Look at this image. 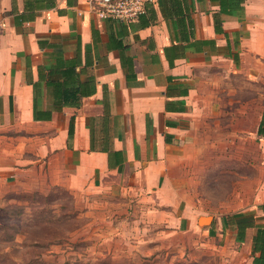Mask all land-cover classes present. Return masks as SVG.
<instances>
[{"label": "crops", "instance_id": "crops-1", "mask_svg": "<svg viewBox=\"0 0 264 264\" xmlns=\"http://www.w3.org/2000/svg\"><path fill=\"white\" fill-rule=\"evenodd\" d=\"M241 5L229 11L217 0H188L185 40L157 0L147 4L144 19L130 22L100 17L98 0H54L21 21L24 0H0V174L44 173L48 185L100 193L97 235L129 234L122 228L141 223L199 225L208 216L191 208L201 200L200 187H224L226 180L225 165L214 166L213 157L226 152L233 136L248 138V79L264 86V0ZM216 18L222 31H215ZM203 40L209 43L199 46ZM187 42L197 48H173ZM62 62L73 64L78 82L93 81L94 90L55 111L51 86L60 76L50 77ZM261 113L253 116L255 133ZM257 135L261 145L264 135ZM261 204L251 218L264 225ZM215 226L204 231L230 226L235 236L226 219ZM253 232L246 228L237 242V264H252Z\"/></svg>", "mask_w": 264, "mask_h": 264}, {"label": "rangeland", "instance_id": "rangeland-1", "mask_svg": "<svg viewBox=\"0 0 264 264\" xmlns=\"http://www.w3.org/2000/svg\"><path fill=\"white\" fill-rule=\"evenodd\" d=\"M259 87V88H258ZM264 86L248 79L243 93L249 102L248 138L233 136L223 155L213 157L214 166L223 163L224 187H200L197 215L210 221L196 227L182 220L180 228L169 224L141 223L122 228L124 235H97L102 220L100 193L74 194L66 187L46 184L44 173L21 178L0 174V264H237L240 242L232 229L213 228L223 216L243 214L251 218L264 202V140L253 130L254 113L264 115ZM242 94V93H241ZM262 108L255 107V98ZM261 115V116H262ZM239 146L241 155L238 154ZM229 152L228 154H226ZM5 179V181H4ZM251 207V208H250ZM105 210V209H104ZM138 232V234H137ZM234 232V231H233ZM218 233V234H217ZM235 234V233H234ZM239 252V253H238Z\"/></svg>", "mask_w": 264, "mask_h": 264}, {"label": "trees", "instance_id": "trees-1", "mask_svg": "<svg viewBox=\"0 0 264 264\" xmlns=\"http://www.w3.org/2000/svg\"><path fill=\"white\" fill-rule=\"evenodd\" d=\"M220 6V9L229 11L238 9L241 10L242 5L241 3L243 0H217ZM186 3H188V0H157L158 8L165 20H167L169 17L173 18V16L176 17L177 21L179 22L180 26V32L183 34V37L185 40H188V35H191V29L189 27L190 24V18H189V12L188 8H185ZM54 4V0H24V10L18 15V18H20L21 21L31 20L34 18L35 11L34 9L40 8V7H47L50 8ZM151 4V3H149ZM179 4H182V8L184 10L178 11L176 10V6ZM176 5V6H175ZM151 9V8H150ZM187 9V10H186ZM145 12L137 18L138 20L144 19ZM185 16L186 20L185 21ZM146 24H148L151 21V18L146 19ZM215 31L219 32L222 31L221 27L219 26L221 23L218 18L215 19ZM208 41H200L199 46L208 44ZM196 46L195 43L187 42L184 45H174L173 48L179 47L182 52L187 47L190 46ZM197 48V46H196ZM171 47L164 48L165 55L167 56L169 53V50ZM201 48H198V50ZM169 64L171 65L173 63L172 59H167ZM64 62L58 63L55 68H52L53 72L51 75V79H58V76H60V81L54 82L51 86L52 88V96L54 98L53 102V108L52 110L60 111L62 109V106H65L67 104H79L82 97L89 96L93 93L94 85L93 81H83L78 82L76 78L74 77V66L73 64H63ZM61 67V68H60ZM132 68L130 67V70ZM35 95H37V92L34 88V98ZM48 116L47 119H50V111L47 112ZM33 118L36 120H40L38 116L37 109L35 108V105L33 106ZM74 130V122L73 117L70 118L69 126H68V140L71 139L73 135ZM258 134L264 135V115H262V118L260 120L258 129ZM115 154H118V152H114ZM264 210V205H263ZM231 225H233L235 229V237L238 241H243L245 237V231L248 227H253L254 232L251 239V258H252V264H264V225L261 224H255L252 218H247L246 215L243 214H234L229 217H224Z\"/></svg>", "mask_w": 264, "mask_h": 264}, {"label": "built area", "instance_id": "built-area-1", "mask_svg": "<svg viewBox=\"0 0 264 264\" xmlns=\"http://www.w3.org/2000/svg\"><path fill=\"white\" fill-rule=\"evenodd\" d=\"M153 0H98V15L120 21H133L145 12Z\"/></svg>", "mask_w": 264, "mask_h": 264}, {"label": "water", "instance_id": "water-1", "mask_svg": "<svg viewBox=\"0 0 264 264\" xmlns=\"http://www.w3.org/2000/svg\"><path fill=\"white\" fill-rule=\"evenodd\" d=\"M201 221H211V217H209V216H207V217H200L199 218V223L201 222ZM210 223V222H209Z\"/></svg>", "mask_w": 264, "mask_h": 264}]
</instances>
